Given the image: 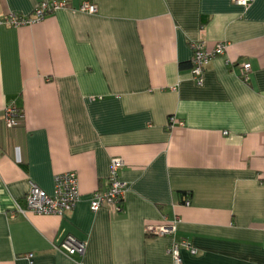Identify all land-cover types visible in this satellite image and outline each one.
<instances>
[{
    "label": "crops",
    "instance_id": "crops-1",
    "mask_svg": "<svg viewBox=\"0 0 264 264\" xmlns=\"http://www.w3.org/2000/svg\"><path fill=\"white\" fill-rule=\"evenodd\" d=\"M42 1L0 0V16ZM82 1L0 25V113L25 112L19 127L0 121V264H175L171 238L147 228L176 215L198 250L182 248L181 264H264V0H90L94 14ZM199 40L227 43L201 85ZM112 158L124 161V209L94 212ZM67 171L81 192L70 212L26 209L31 183L53 195ZM69 234L83 254L58 248Z\"/></svg>",
    "mask_w": 264,
    "mask_h": 264
},
{
    "label": "built area",
    "instance_id": "built-area-1",
    "mask_svg": "<svg viewBox=\"0 0 264 264\" xmlns=\"http://www.w3.org/2000/svg\"><path fill=\"white\" fill-rule=\"evenodd\" d=\"M254 0H233L234 3L248 7ZM67 0H45L38 4L30 16H23L17 13H8L0 16V25L9 24L12 26L30 25L43 20L46 15L57 9L67 7ZM82 12L94 14L98 11L97 5L90 0H83L78 8ZM193 57L191 60V73L197 84L203 83V76L207 64L215 56L225 54L227 49L226 42H220L214 49L206 48L204 41H194L191 43ZM251 63L245 62L240 68V76L244 81H249ZM25 120L24 110L12 104L0 113V121L4 122L8 128H16L23 124ZM171 123L176 121L175 117L169 118ZM182 125L183 122L179 121ZM124 165L121 158H112L108 185L106 188L93 192L90 208L96 212L103 206H107L113 212H122L124 209V197L127 191V184L120 177V170ZM55 190L53 195H49L34 183H31L29 192L25 196L26 209L38 214H56L63 216L70 212L81 198L78 174L75 171L59 173L54 178ZM185 205H190L189 197L183 199ZM19 211L24 212L22 207ZM182 218L176 215L172 219L165 218L163 223L149 225L147 231L155 236H169L171 243L168 253L173 257L175 264H181V249L187 248L192 254H197L198 250L192 246L189 240L177 237V230ZM86 241L80 240L74 235H67L59 244L58 248L64 250L70 256L83 254L86 250ZM33 254L29 255L31 260Z\"/></svg>",
    "mask_w": 264,
    "mask_h": 264
},
{
    "label": "trees",
    "instance_id": "trees-1",
    "mask_svg": "<svg viewBox=\"0 0 264 264\" xmlns=\"http://www.w3.org/2000/svg\"><path fill=\"white\" fill-rule=\"evenodd\" d=\"M185 197H188V195L184 196V198H185Z\"/></svg>",
    "mask_w": 264,
    "mask_h": 264
}]
</instances>
